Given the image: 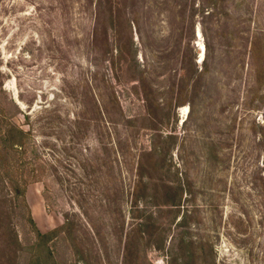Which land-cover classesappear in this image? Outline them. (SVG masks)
<instances>
[{
    "label": "rangeland",
    "instance_id": "obj_1",
    "mask_svg": "<svg viewBox=\"0 0 264 264\" xmlns=\"http://www.w3.org/2000/svg\"><path fill=\"white\" fill-rule=\"evenodd\" d=\"M1 102L50 166L0 264H31L36 230L42 264H264V0H0Z\"/></svg>",
    "mask_w": 264,
    "mask_h": 264
},
{
    "label": "trees",
    "instance_id": "obj_2",
    "mask_svg": "<svg viewBox=\"0 0 264 264\" xmlns=\"http://www.w3.org/2000/svg\"><path fill=\"white\" fill-rule=\"evenodd\" d=\"M109 17L112 19V22L114 21L115 13L114 9L109 12ZM252 44H255L252 43ZM110 54V53H109ZM108 55V53L106 54ZM121 53L118 54L119 60L122 61ZM110 56V55H109ZM111 56L114 57L115 54L111 50ZM124 67L126 68L127 65L124 63ZM181 91V90H180ZM205 95V94H204ZM206 96V95H205ZM207 98V96H206ZM190 104L191 106V114L193 113L195 107L193 106V101ZM3 103H0V116H1V125H2V131L0 134V226L2 229L6 228L5 223V216L8 215V211L10 208H12V201L16 198H21L24 200L25 197V188H26V181H25V175L27 172H30L33 174V170H30V166L33 168L36 166L39 168V171L46 170L50 165L49 162L42 158L40 155V152L38 151V143H36V140L33 139V144L27 146L26 140L31 141L32 139L30 136L32 135L31 130H25L21 126H18L15 122L10 121L6 117V113L2 110ZM27 118H30V115H27ZM171 136V135H170ZM29 148V149H28ZM31 149V150H30ZM30 150L29 154L30 156H27L28 151ZM141 164V163H140ZM138 165L137 171L140 169H143L141 165ZM170 164L167 163L166 170L170 169ZM47 167V168H46ZM41 169V170H40ZM178 176V173L176 174ZM139 180L136 181L134 184L135 192L139 191V189L147 188L150 189V191H153L151 194L156 193V187H157V180L149 179L145 181V178L143 176L138 175ZM153 180V181H152ZM164 178L162 179V181ZM24 183V184H23ZM25 185V186H24ZM166 192L169 193L170 191H173L172 189L169 190L167 186H165ZM174 200L171 201V203H168L172 206V208H178L181 203V199L183 198V187L181 184H179L176 187ZM181 191V192H180ZM183 191V192H182ZM152 197V195H151ZM155 198V197H152ZM167 204V201H165V206ZM28 207H26L27 209ZM28 211V210H27ZM153 215L152 213L149 215L148 219L146 217V220L142 221L140 223L141 226H145L148 224V222L152 219ZM31 224L35 226L34 219L32 216L29 218ZM72 222H70V219H66V229L68 231L72 228ZM1 229V228H0ZM9 229L11 230V237L8 236L7 242H10V244L14 241L19 242L18 236L14 235V230L11 226H9ZM59 231H62L60 229ZM57 231L53 230L49 233H42L38 230H36V242L33 244L32 251L34 253L33 259L30 260L31 264H42L43 259H54V253L51 249V243L54 238L57 236ZM71 235V232H70ZM7 236V235H6ZM37 258H43V259H37Z\"/></svg>",
    "mask_w": 264,
    "mask_h": 264
},
{
    "label": "bare ground",
    "instance_id": "obj_3",
    "mask_svg": "<svg viewBox=\"0 0 264 264\" xmlns=\"http://www.w3.org/2000/svg\"><path fill=\"white\" fill-rule=\"evenodd\" d=\"M200 35V34H199Z\"/></svg>",
    "mask_w": 264,
    "mask_h": 264
},
{
    "label": "water",
    "instance_id": "obj_4",
    "mask_svg": "<svg viewBox=\"0 0 264 264\" xmlns=\"http://www.w3.org/2000/svg\"><path fill=\"white\" fill-rule=\"evenodd\" d=\"M205 49V48H204Z\"/></svg>",
    "mask_w": 264,
    "mask_h": 264
}]
</instances>
